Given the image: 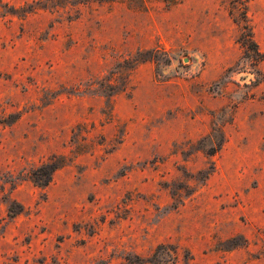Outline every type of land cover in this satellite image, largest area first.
<instances>
[{
  "label": "rangeland",
  "instance_id": "374dc122",
  "mask_svg": "<svg viewBox=\"0 0 264 264\" xmlns=\"http://www.w3.org/2000/svg\"><path fill=\"white\" fill-rule=\"evenodd\" d=\"M247 8L257 53L227 0H0V264H264Z\"/></svg>",
  "mask_w": 264,
  "mask_h": 264
},
{
  "label": "trees",
  "instance_id": "16d2710c",
  "mask_svg": "<svg viewBox=\"0 0 264 264\" xmlns=\"http://www.w3.org/2000/svg\"><path fill=\"white\" fill-rule=\"evenodd\" d=\"M112 1V0H107V2ZM250 0H227L228 2V15L230 17V19L232 20V22L239 28V30L241 31V36L239 38V43L246 47L249 48L251 50H254L257 53L256 50V45L254 43L253 40V36H252V29L250 26V20L248 19L247 16V12H248V2ZM222 142L223 139L220 140L219 142V146L218 149L215 151H212L211 154H208V156H214L216 154V152L221 148L222 146ZM61 166H63V164H61L60 166L54 167L51 171V174L53 172H55L56 170H58V168H60ZM210 175V173H207L206 176ZM51 181V175H48V177H46L45 181H43V183H41L40 185H38L41 188H46L48 186V184ZM21 212V211H19Z\"/></svg>",
  "mask_w": 264,
  "mask_h": 264
}]
</instances>
